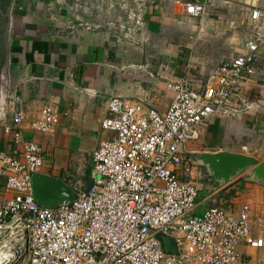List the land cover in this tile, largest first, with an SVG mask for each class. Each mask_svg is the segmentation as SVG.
Instances as JSON below:
<instances>
[{
  "label": "built area",
  "instance_id": "2783aa9c",
  "mask_svg": "<svg viewBox=\"0 0 264 264\" xmlns=\"http://www.w3.org/2000/svg\"><path fill=\"white\" fill-rule=\"evenodd\" d=\"M131 1L118 26L124 39L146 25L150 0ZM205 12L204 2L186 5L192 18ZM251 20L246 53L221 63L202 83H167L174 92L167 112L141 99L109 98L110 115L101 126L114 137L92 155L91 186L56 208L35 199L43 149L20 131L25 117L13 115L3 130L16 147L0 150V264H243L242 245L264 249L255 232L264 228V215L249 205L237 213L214 207L194 214L199 190L177 173L186 145L200 139L203 127L254 108L243 89L259 70L264 10H254ZM59 118L57 108L47 107L32 128L52 133ZM164 236L174 239L176 253L166 251Z\"/></svg>",
  "mask_w": 264,
  "mask_h": 264
},
{
  "label": "crops",
  "instance_id": "0c3cea01",
  "mask_svg": "<svg viewBox=\"0 0 264 264\" xmlns=\"http://www.w3.org/2000/svg\"><path fill=\"white\" fill-rule=\"evenodd\" d=\"M194 2L206 3L199 18L186 13V5ZM3 3L11 29L10 55L1 60L0 70V150L15 149L13 137L3 128L12 123L13 115L22 114L24 138L43 149L44 166L37 176L62 185L72 199L90 188L92 155L103 141L114 137L101 126L110 115L109 98L141 99L165 113L174 98L167 83L184 78L202 83L186 71L174 31H187L193 39L199 34L209 38L214 52L224 55L223 63L246 53L244 44L255 29L252 12L264 10V0H150L143 32L124 39L109 25L120 10L132 6L131 0ZM231 39L235 46L228 53ZM259 56V70L243 89L254 108L237 118L212 120L201 129L200 139L185 147V161L177 173L199 190L194 214L214 207L237 213L249 205L255 215H264V180L255 168L226 182L216 179L202 160L205 154L229 153L264 164L263 49ZM47 107L59 110V124L52 133L42 134L32 124ZM255 232L264 238V228ZM241 251L243 264H264V249L242 245ZM255 256L259 258L254 260Z\"/></svg>",
  "mask_w": 264,
  "mask_h": 264
},
{
  "label": "water",
  "instance_id": "95a60500",
  "mask_svg": "<svg viewBox=\"0 0 264 264\" xmlns=\"http://www.w3.org/2000/svg\"><path fill=\"white\" fill-rule=\"evenodd\" d=\"M205 165L218 180L230 181L239 173L255 168L256 175L264 180V164L244 155H235L229 153L205 154L202 156ZM34 196L37 203L45 208H56L59 205L70 202L69 191L55 181L42 176L33 177ZM163 243L167 252L176 253V244L174 239L164 236Z\"/></svg>",
  "mask_w": 264,
  "mask_h": 264
},
{
  "label": "rangeland",
  "instance_id": "374dc122",
  "mask_svg": "<svg viewBox=\"0 0 264 264\" xmlns=\"http://www.w3.org/2000/svg\"><path fill=\"white\" fill-rule=\"evenodd\" d=\"M4 0H0V70L2 68L3 63L1 60L5 57L7 58L10 55V25L9 18L5 13V9L3 11L2 7ZM127 10L124 12L120 10L118 14L114 15L115 21L112 23L113 31L120 34V30H118V26L122 22V20L126 19ZM11 24V23H10ZM188 25V24H187ZM117 29V30H116ZM175 35H172L176 41L181 43L183 57L186 58L183 63H185L186 71L189 69L192 74H194V78L197 82H203L207 75L213 72L217 66H220L222 63L221 59L224 55H217L214 52V43L212 40L208 38V40L202 39L203 37L200 34L197 38L191 36V33L188 34L187 31H174ZM234 32L231 31V37ZM138 45L136 43H132ZM140 46V45H139ZM138 46V47H139ZM216 46V44H215ZM235 46V43L231 39L230 45H228L227 52L232 51V47ZM141 47V46H140ZM142 51V47L140 48ZM215 53V55H214ZM227 53V54H228ZM226 55V54H225ZM217 58L219 60H217ZM253 169V168H249ZM200 215V214H197ZM259 258V256H257ZM254 257V260L257 259ZM263 256L260 258L262 259Z\"/></svg>",
  "mask_w": 264,
  "mask_h": 264
}]
</instances>
